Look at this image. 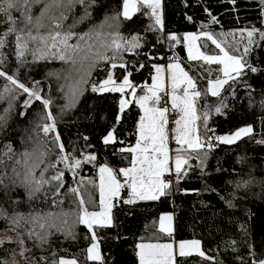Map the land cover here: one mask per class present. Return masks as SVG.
Returning <instances> with one entry per match:
<instances>
[{
    "label": "trees",
    "instance_id": "1",
    "mask_svg": "<svg viewBox=\"0 0 264 264\" xmlns=\"http://www.w3.org/2000/svg\"><path fill=\"white\" fill-rule=\"evenodd\" d=\"M121 7L122 0H97V5L89 9L90 18L71 29L78 35L93 29L102 31L100 39L94 40L97 45L95 50L108 56L113 53L100 45L110 43L109 32L113 35L118 32L124 41L139 37L141 45L130 51H122L121 59L114 61L118 65L114 69L111 68L112 61H99L86 78L87 82L79 84L81 94L75 97L74 105L71 91L83 74V70H76L78 66L59 59L31 63L32 57L28 55L29 63L17 73L18 79L29 87H32L33 81H40V88L43 89L41 95L52 99L50 109L65 146L64 154L81 160L88 155H95L96 160L82 163L75 173L66 169L62 162L55 168H48L44 173L46 178L57 171H64V186L60 188L59 195H53L56 186L54 181L45 185L47 198L41 195L29 200L26 190L17 188L9 199L3 197V189H0V204L15 207L25 214H36L37 224L33 226L50 235L43 250L33 251L47 257V261L68 257L75 259L77 264H139L137 245L166 240L165 234L159 229L160 216L173 213L174 239L182 242L199 240L206 256L213 258L205 259L193 254L177 257L176 264H257L264 260V144L256 143L264 138V123H261L264 119V41L260 47L253 46L246 57L252 66L261 70L253 73L245 69V74L238 80L229 81L221 98L216 101L217 105L220 100L225 102L221 113H209L207 119L208 127L214 128L216 136L234 133L249 125L254 129L252 136L242 138L235 145L218 144L212 140L213 148L202 150L207 153L203 168L199 167V159H191L187 176L173 186L169 196L158 201L128 204L123 202L129 198L128 188L122 189L120 196L114 199L111 210L112 226L94 227L102 261H88L86 249L93 241L86 238L89 230L77 223L78 214L81 213L79 198L83 197L89 212L99 209V167L107 164L116 170L130 165L131 155L122 153L120 149L130 148L136 143L137 123L143 111L135 99L117 123L121 94L94 93L91 85H98L110 72L117 82H121L125 70L119 64L124 62L128 65L127 71L132 73L129 79L138 95L153 79L154 66L165 67L167 62L173 60L180 62L186 71L194 70L197 88L203 90L208 88L209 81L222 77L220 66L188 61L183 35L190 32L198 34L209 29L214 36L219 35L223 39L225 33L237 34L253 26L264 29V16H261L258 0H235L234 4L231 0H162L163 29L155 25L154 17L145 14V11L150 10L142 9L131 19H125L122 15L115 19ZM39 11V5L33 8L34 14H39ZM63 11L67 17L63 21L65 31L83 15L80 5L71 11ZM212 17L218 22L213 23ZM101 24L102 30L98 28ZM6 28V24L0 23V31ZM170 35L181 38L180 42L167 39ZM240 38L230 37L229 48L241 49L240 44L244 42ZM69 43L83 46V41L76 36ZM213 45L206 38L199 39L201 50L207 54L217 52ZM16 67V59L9 53L5 70L13 73ZM192 74L193 71H190ZM3 84L4 81L0 79V86ZM25 99L26 94L13 101L14 107L6 117L7 126L0 131V172L7 173L5 184L19 183L23 178L26 171L25 152L31 154L27 158L31 166L39 163L42 152L51 150L44 158V163L36 169L37 177L41 174L40 169L59 160L58 150L51 143L52 135L45 136L38 127L47 123L41 120L45 111L42 102L33 101L31 107L24 108ZM215 99L210 94L206 99L202 98L199 102L202 112L206 104L212 110L215 105L211 102ZM7 107V99L0 101V115ZM197 125L200 134L205 135L201 127L202 120H198ZM113 127L117 143L105 145L103 138ZM8 145L11 146V152L8 151ZM241 156L245 158L244 161L237 163V158ZM13 168L21 175L17 176ZM249 174L256 178L255 181L247 188L238 189L237 182L249 179ZM118 179L123 183L119 174ZM74 187L79 189L76 195L69 191ZM12 199L19 203L12 205ZM228 201H232L234 207H229ZM39 225H43V228H39ZM69 230L75 234V239L67 235ZM6 247L8 251L0 252V255L11 264L12 247Z\"/></svg>",
    "mask_w": 264,
    "mask_h": 264
},
{
    "label": "snow or ice",
    "instance_id": "2",
    "mask_svg": "<svg viewBox=\"0 0 264 264\" xmlns=\"http://www.w3.org/2000/svg\"><path fill=\"white\" fill-rule=\"evenodd\" d=\"M231 2L234 4L235 0H231ZM258 3L261 6V16H264V0H258ZM37 5L40 6V11L39 14H34L33 8ZM77 5L83 7V15L74 21L72 25H69L68 30L65 31L63 21L67 17L63 9L71 11ZM96 5L97 0H0V23L7 25L5 30L0 31V79L4 81V84L0 86V101L8 100V107L0 115V131H3L7 126L8 119L6 117L14 107L13 101L20 95L26 94L27 99L23 102L24 108L31 107L33 101L42 102L45 111L41 115V120L47 121V123H42L38 127L41 128L45 136L52 135L51 143L58 150L57 155L59 156L58 161L40 169L41 174L37 177L36 169L39 168L41 163H44V158L48 156L51 150L42 152L39 163L31 166H29L27 159L31 154L28 152L23 153L26 171L19 183L5 184L4 177L7 173L0 172V189H3V197L11 199L12 193L17 188H23L26 190L29 200L36 199L41 195L47 198L48 192L45 185H50L53 181L56 182L53 195H59L60 188L64 186V171H57L50 178H46L44 173L47 172L48 168H55L58 163L62 162L66 169L75 173L82 163H92L96 160L95 155H88L81 160L70 154H64L65 146L57 130L56 118L50 109L53 103L52 99L41 95L43 89L40 88V81H33L32 87H29L20 81L17 76L19 69L29 63L28 55L32 57L31 63L40 60L59 59L73 66H78L76 70H83V74L71 91L74 105L75 97L81 94L79 84L87 82L86 78L91 75L99 61H112L111 68L114 69L118 66L114 61L121 59L122 51H130L141 46L139 37H132L130 41H124V38L118 32L115 35L109 32L110 43L100 45L113 53L112 56H108L95 50L97 45L94 40L100 39L103 34L102 31L93 29L83 35L72 32L71 29L76 27V24L90 18L89 9ZM142 9L150 10L145 11V14L154 17L155 25L163 29V20L159 12L160 0H122V12L117 13L114 18L118 19L122 15L125 19H131L133 13L140 12ZM189 19L191 18L189 17ZM212 22L217 23L218 21L215 17H212ZM98 28L102 30L103 24L99 25ZM200 35L211 41L221 54L208 55L201 51L199 47H195L194 50V42L200 39V36L191 34L183 37L184 40L189 41L188 59L190 61H203L209 65H223V78L209 81L208 88L198 90L194 70L186 71L179 62L168 65L171 70V109L173 111L178 110L180 113V117L173 121L174 129L170 130L167 115L169 107L159 106L162 99L161 93L167 95L162 76L165 70L162 67L154 66L156 75L153 77L152 85L147 86V94L138 97L139 106L144 112V115L139 119V138L133 147L120 149L122 153L127 152L132 155L131 166L116 170L107 164L99 167V207L101 211L89 212L83 197L79 198L81 213L78 214L77 223L89 230V236L86 238L93 241L91 246L86 249L88 260H102L94 227L112 226L111 210L114 206L113 201L120 196L122 189L125 187L130 189L129 198L123 201L125 203L133 204L137 200L158 201L162 197L169 196L173 186L179 184L187 176V171L191 167L189 164L191 159H199V167L203 168L207 153L202 150L213 148V137L207 135L213 129L207 125L208 110H205L201 115L197 114V105L200 100L202 98L206 99L209 92L213 97L219 96L223 86L228 84L230 80H238L245 74V69L253 73L261 70L252 66L246 57L252 51L253 46H261V42L264 41V29L253 26L251 29L241 30V38L247 40V45L243 48V54L241 55L230 54L225 47L221 46V43L213 38L212 33L202 32ZM230 35L234 36L235 34ZM74 36L83 41V46L69 43ZM166 38L176 43H179L181 39L175 35ZM121 41H124V43H121ZM235 50L238 52L239 48L235 47ZM9 53L15 57L17 62L16 70L13 73L5 70L9 63ZM85 61H88V63L85 64ZM119 67L125 70L122 72L120 83H117L113 75L109 74L98 85L93 83L91 91L100 94L124 93L126 89L133 88L132 95L135 96L134 86L129 79L132 73L127 71L128 65L121 62ZM190 71H193L192 75H190ZM149 102L152 106H149ZM128 104L129 101L126 99L122 98L119 101L117 123H119L121 115ZM222 106L215 107V112L220 114ZM20 114L24 115L23 112ZM198 120H202L201 127L205 133L203 136L200 134V127L197 125ZM261 123H264V119L261 120ZM170 132L171 139H174L175 144L179 146L175 149L174 159L170 156ZM253 132V127L249 125L239 128L232 134L216 136L214 139L218 144L230 145L244 137L252 136ZM103 143L105 145L117 143L114 127L103 138ZM256 143L264 144V138L256 141ZM7 148L11 152V146L8 145ZM244 159L242 156L238 157L237 163H242ZM17 163H20V161H17ZM12 171L17 176L21 175L15 168ZM118 174L124 178L123 183L118 179ZM166 176L171 178L166 179ZM255 179L254 176L249 174V179H241L237 182L236 187L238 189L247 188ZM69 191L73 195L79 193V189L75 187ZM17 203H19L18 200L12 199V205ZM227 203L229 207H234L232 201ZM171 221L172 216L170 215L160 218V231L167 233L169 236L172 233ZM36 224V214L31 212L25 214L17 211L15 207L9 208L0 204V252H7L8 248L6 246L12 247L10 253L11 264H45V262L47 264H77L75 259L57 258L47 261V257L37 255L33 249L43 250L44 245L49 242L50 233H42L37 227L33 226ZM39 228H43V225H39ZM67 235L75 239V234L70 230ZM29 244H31V247H29ZM137 247L139 249V264H176L177 256L189 257L193 254L205 259H213L206 256L199 240L181 242L178 249L174 248L173 243H140ZM16 257L20 259H16ZM0 264H9V260L0 255ZM257 264H264V260L258 261Z\"/></svg>",
    "mask_w": 264,
    "mask_h": 264
},
{
    "label": "rangeland",
    "instance_id": "3",
    "mask_svg": "<svg viewBox=\"0 0 264 264\" xmlns=\"http://www.w3.org/2000/svg\"><path fill=\"white\" fill-rule=\"evenodd\" d=\"M121 12H122V7H121ZM159 12H160V14H161V18H163V16H162V0H160V9H159ZM136 13V12H135ZM135 13H133V15L135 14ZM132 15V16H133ZM203 32H209V33H211L210 31H209V29H204V31ZM232 33H234V32H232ZM232 33H229V34H227V33H225L224 34V38L223 39H220L219 38V35H216V36H214V34H213V38L214 39H216L217 40V42H219V43H221V46L222 47H225L226 48V50L227 51H229V53L230 54H233V55H241V54H243V48L247 45V40L246 39H243V44H240L241 45V49H239V51L237 52L235 49H231V48H229V42H230V37H232V38H234V37H238V38H240V33L241 32H238L237 34L236 33H234L235 35L233 36V35H230V34H232ZM191 34H195V35H197V36H200V39H203V38H206V37H203V36H201L200 34H201V32L200 33H198V34H196V33H194V32H190V33H185L184 35H183V37H185V36H187V35H191ZM241 39V38H240ZM183 42H184V46H185V50H186V57L188 58V45H189V41H187V40H184L183 39ZM214 46V49H216L217 50V52H215V53H213V54H208V55H217V54H221L220 52H219V50L215 47V45H213ZM195 47H199L200 48V46H199V39L198 40H196L195 42H194V50H195ZM200 50H201V48H200ZM202 51V50H201ZM205 54H207V53H205ZM188 61H190L189 59H188ZM178 62V61H177ZM191 62V61H190ZM202 63H204L203 61H201ZM173 63H176L175 61H173V60H170L169 62H167L166 64V66L165 67H162L161 65L160 66H158V67H162L164 70H166V68H167V66L168 65H170V64H173ZM180 63V62H179ZM181 64V63H180ZM217 65V64H216ZM181 66L183 67V65L181 64ZM220 66V69H221V78H223V74H222V68H223V65H219ZM168 70H170V69H168ZM168 70H167V72H166V75H167V77H168ZM170 72H171V70H170ZM164 73H165V71L162 73V75H164ZM110 74L111 75H113L112 74V72H110ZM156 75V71H155V73H154V76ZM153 76V77H154ZM152 77V78H153ZM171 81V80H170ZM230 81H232V80H230ZM117 83H120V82H117ZM152 83H153V79L151 80V82H150V84H148V85H146L145 86V90H143V92H144V94H141V95H145V94H147V86H151L152 85ZM164 85H165V80H164ZM227 85V84H226ZM226 85H224L223 86V88L221 89V91H220V95L219 96H216V97H213V96H211V94H210V92H209V94H210V96L212 97V98H216L213 102H211L213 105H215L214 107H213V109L212 110H210V108H208L209 107V105H207L206 104V106H205V109L203 110V112L205 111V110H208V113H212V114H217L218 115V113H216L215 112V107H217V106H221V105H225L224 103L225 102H221V100L219 101V104L217 105V103H216V101H218L219 100V98H221V95H222V92L224 91V87L226 86ZM134 89H135V87H134ZM168 90H169V96H170V94H171V85H169V88H168ZM132 92H133V88H128V89H126L125 90V92L124 93H119V94H121L120 95V100L123 98V99H126V100H128L129 101V104L126 106V108H125V110H124V112L126 111V109L127 108H129L130 107V104L132 103V102H134V100L136 99V101H138V97L139 96H141V95H138V96H136L137 95V90L135 89V93H136V95L135 96H133L132 95ZM115 93H118V92H115ZM200 105L198 104L197 105V114L198 115H200L201 113H203L202 112V109L199 107ZM222 108H223V106H222ZM170 130H172V127H170L169 128ZM235 132V131H234ZM230 134H232V133H230ZM225 135H229V134H225ZM221 136H223V135H221ZM237 143V142H236ZM219 144H222V143H219ZM227 145H229V144H227ZM231 145V144H230ZM232 145H235V143L234 144H232ZM100 182V181H99ZM121 194V193H120ZM129 196H130V189H129ZM137 201H140V202H143V201H151V200H137ZM136 201V202H137ZM97 211H101V209H100V207H99V209L97 210ZM166 215H170V216H172V221H171V228H172V230H173V213H170V214H164V215H161L160 216V218L162 217V216H166ZM159 226H160V220H159ZM160 229V228H159ZM165 233V232H164ZM166 235H168L167 233H165ZM169 236V235H168ZM185 242H187V241H185ZM198 256V255H197ZM102 257V256H101ZM16 259H20L19 257H16ZM64 259H73V258H68V257H65ZM176 259H177V257H176ZM88 261H90L91 262V260H88ZM102 261V260H101ZM96 262H100V261H96Z\"/></svg>",
    "mask_w": 264,
    "mask_h": 264
},
{
    "label": "crops",
    "instance_id": "4",
    "mask_svg": "<svg viewBox=\"0 0 264 264\" xmlns=\"http://www.w3.org/2000/svg\"><path fill=\"white\" fill-rule=\"evenodd\" d=\"M168 69H169V68H168V66H167V68H166V70H165V73H164V75H162V76H163V79L165 80V92L167 93V97H168V100H169L170 105H171V100H170L169 90H168L169 85H171V81H170V70H168ZM167 70H168V77H167V75H166ZM208 87H209V85H208ZM144 90H145V89H144ZM141 94H144V92L141 91V93L138 94V95H141ZM161 94H163V93H161ZM138 95H136V96H138ZM164 95H165V94H164ZM137 102H138V101H137ZM149 104H151V102H149ZM177 111H178V110H177ZM143 115H144V112L142 111L140 117L143 116ZM168 119H169V125H168V127H169V128L172 127V129H174V124H173V122L170 121V118H169V117H168ZM137 133H139V122L137 123ZM138 138H139V135H137V140H138ZM137 140H136V142H137ZM135 144H136V143H135ZM135 144H134V145H135ZM134 145H133V146H134ZM133 146H132V147H133ZM174 147H175V148H174ZM177 147H179V146L175 144L174 139H171V132H170L169 148H170V156L173 157V159H174L175 149H176ZM131 159H132V155H131ZM130 166H131V165H129L128 167H130ZM121 178L124 180V178H123L122 176H121ZM128 192H129V189H128ZM113 203H114V201H113ZM163 233H164V232H163ZM164 234H165V233H164ZM165 236H166V240L161 241V242H158V243H173V244H174V248L178 249V245H179V243H181L182 241H177L176 239H174V230H172V233H171L170 236H168V235H166V234H165ZM137 246H138V245H137ZM136 251H137V254H138V252H139L138 247L136 248ZM196 255H197V254H196ZM177 257H179V256H177ZM138 258H139V256H138ZM138 262H139V259H138Z\"/></svg>",
    "mask_w": 264,
    "mask_h": 264
},
{
    "label": "built area",
    "instance_id": "5",
    "mask_svg": "<svg viewBox=\"0 0 264 264\" xmlns=\"http://www.w3.org/2000/svg\"><path fill=\"white\" fill-rule=\"evenodd\" d=\"M161 97H162V99H161V103H160L159 106H161V107H163V106H167V107H169V113H168L167 115H168V117L170 118V121L173 122V121H175L176 119H178V118L180 117V113H179V111H177V110L173 111V110L171 109V105H170V102H169V100H168L167 95L161 94ZM149 106H152V105L149 104ZM212 129H213V131L210 132V137H213V139H214V138L216 137V133H215L216 131L214 130V128H212ZM174 148H175V147H174ZM165 178H166V179H170L171 177L166 176Z\"/></svg>",
    "mask_w": 264,
    "mask_h": 264
},
{
    "label": "clouds",
    "instance_id": "6",
    "mask_svg": "<svg viewBox=\"0 0 264 264\" xmlns=\"http://www.w3.org/2000/svg\"><path fill=\"white\" fill-rule=\"evenodd\" d=\"M212 129V128H211Z\"/></svg>",
    "mask_w": 264,
    "mask_h": 264
}]
</instances>
